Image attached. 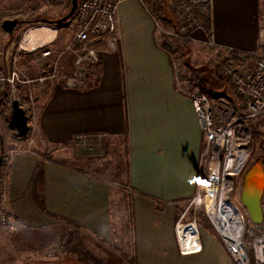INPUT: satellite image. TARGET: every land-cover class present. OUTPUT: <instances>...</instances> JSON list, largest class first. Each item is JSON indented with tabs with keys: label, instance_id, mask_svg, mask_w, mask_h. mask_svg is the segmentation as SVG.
Instances as JSON below:
<instances>
[{
	"label": "crops",
	"instance_id": "1",
	"mask_svg": "<svg viewBox=\"0 0 264 264\" xmlns=\"http://www.w3.org/2000/svg\"><path fill=\"white\" fill-rule=\"evenodd\" d=\"M209 15V37L218 47L252 50L264 28V0H211ZM162 17L169 29L172 14ZM118 18V50H100L99 68L86 87L67 89L56 79L33 84L46 152L15 155L8 224L46 230L53 241L76 226V242L118 253L121 264H232L223 241L201 218L195 223L199 252L182 255L174 230L196 192L203 137L173 65L182 79L193 68L207 69L206 35L194 30L193 40L173 53L174 63L158 46L139 0L122 1ZM215 79L210 73L207 84L218 89ZM98 132L106 133L103 155L78 152L73 138ZM39 166L44 210L30 193ZM192 217L187 209L183 221Z\"/></svg>",
	"mask_w": 264,
	"mask_h": 264
},
{
	"label": "built area",
	"instance_id": "2",
	"mask_svg": "<svg viewBox=\"0 0 264 264\" xmlns=\"http://www.w3.org/2000/svg\"><path fill=\"white\" fill-rule=\"evenodd\" d=\"M122 1L124 0H77L75 11L69 18L72 19V36L65 48L66 53L73 54L72 64L68 70H62L60 67L58 63L60 55L56 57L49 70H40V74L35 78L29 77L16 64L14 57L5 63V67L0 61V100L10 113L13 102L17 101L24 110L28 128L26 135L22 137L25 141L24 147L10 148L0 154V226H6L9 220L7 187L15 155L20 153L41 156L32 148L39 129L33 84L36 82L43 85L48 79H56L67 89L86 87L90 76L99 68L100 50L104 49L107 52L118 50L120 37L116 28L119 21L118 6ZM210 5L211 0H172L174 27L171 30L163 28L160 21L148 12L158 46L170 55L174 63L173 53L179 50L180 43L192 41L194 30L205 33L198 13L209 11ZM205 35V45L218 52L209 60L207 69L193 68L189 71L188 77L182 79L180 70L176 64L173 65L176 86L188 97L203 137L197 166L196 192L174 226L179 251L185 255L202 249L194 212L201 205L205 217L220 235L205 210L204 200L216 202L223 192L226 194V203L241 216L242 243L247 258L240 261L230 251L228 253L237 264H249L250 255L247 246L249 243L253 263L264 264V210L262 223L255 224L258 226L256 228L248 229L245 227L242 213L230 197L235 189V178H240L236 195V199H239L242 176L252 154L251 122L264 113V28L258 29L255 47L252 50L221 48L206 33ZM19 48L26 51L20 44ZM41 54L45 57L50 51L42 50ZM232 54L239 63L232 58ZM216 66H219L217 71ZM210 73L222 83L225 91H219L222 87L211 88L209 93L202 90V82L208 80ZM19 87L25 88L24 101L18 96ZM105 136L104 132L78 134L72 142L80 151L93 152L94 149H99ZM191 207L193 217L184 222V214ZM191 225L194 226V231L189 234L187 230ZM180 226L183 228L181 231ZM256 231H258L257 235ZM245 235L247 238H244ZM248 239L250 241H247ZM186 244H190L193 248L186 250Z\"/></svg>",
	"mask_w": 264,
	"mask_h": 264
},
{
	"label": "rangeland",
	"instance_id": "3",
	"mask_svg": "<svg viewBox=\"0 0 264 264\" xmlns=\"http://www.w3.org/2000/svg\"><path fill=\"white\" fill-rule=\"evenodd\" d=\"M139 4L147 13L150 12L154 15L160 21L163 28L167 29L164 26L165 21L163 20L162 14L167 15L169 19L171 18L172 0H139ZM157 6H161L163 11H158L156 9ZM69 8L70 0H0V59L3 66L5 67V63H7V61L9 62L11 58L14 57L16 58V64L19 65L29 77L35 78L40 74L39 72L41 69L46 68L45 66L50 69L51 63L56 60L58 55H60L58 63L62 70L70 69L73 54L66 53L65 48L72 36V19L60 23H57L56 21L65 15ZM5 19H17V24L11 33H8L2 27V21ZM170 25V28L167 30L173 29V21H171ZM44 28H52L55 30V40L52 44L32 53L23 51L19 48V44H21L25 34L30 30L33 32L34 29L40 30ZM117 34L120 37L118 31ZM185 45L186 43L184 42L180 43L179 50L185 47ZM42 50H49L50 54L47 57H44L41 54ZM206 53V64H209L208 61L218 54L217 51L209 48L207 45ZM49 69H45V71ZM215 80L219 85H222L217 78ZM219 91H225L224 87L220 88ZM18 96L22 101L26 99L25 88H18ZM35 96V108L38 113L40 106L38 98H40V93H37ZM9 116V109L5 106L3 101L0 100V154L4 150L10 148L18 149L25 145L24 138L19 136L15 130L8 126ZM261 128L263 134L260 139L252 145L250 162H253L263 154L261 149H264V127ZM102 146L103 145H100L99 149H94L95 151H98L99 156L104 153ZM32 148L38 153L45 151V147L41 142L38 132L35 135ZM79 151L80 150H78V152ZM81 154L84 155V153ZM110 177L115 179L117 174L111 175ZM239 179L240 178H235V189L230 197L242 213L245 227L248 229L252 227L256 228L258 226L249 220L245 208L240 200L238 198L236 199ZM262 208L264 210V196L262 200ZM189 212H193L192 207L189 209ZM194 212L198 219L205 216L202 205ZM63 229L64 227L60 226L54 229V231H62ZM47 235L46 230L41 229H15L9 224L6 226H0V264H77L75 258L66 249L64 242L58 241V238L53 241L50 236L48 237ZM216 235L218 236V234ZM69 245H75L82 250L88 251L99 259L106 261L108 264L123 263H119L121 257L120 254L103 253L101 247L98 248V246H94V248H92L91 245L87 246L81 242H76L74 238ZM49 253H51V255H48ZM56 261H60V263H56Z\"/></svg>",
	"mask_w": 264,
	"mask_h": 264
},
{
	"label": "water",
	"instance_id": "4",
	"mask_svg": "<svg viewBox=\"0 0 264 264\" xmlns=\"http://www.w3.org/2000/svg\"><path fill=\"white\" fill-rule=\"evenodd\" d=\"M77 0H70V8L68 12L57 23L68 20L74 13ZM17 24V19H5L2 21V27L11 33ZM8 126L15 130L21 137L25 136L27 128V118L24 110L18 105L17 101L12 104V111L9 116ZM1 160V157H0ZM264 196V154H261L256 160L250 162L246 168L241 182L239 200L248 215L249 220L256 225H260L263 221L262 200ZM217 233V232H216ZM219 238L225 241L218 235ZM226 247V245H225ZM227 249V247H226ZM229 252V250L227 249Z\"/></svg>",
	"mask_w": 264,
	"mask_h": 264
},
{
	"label": "bare ground",
	"instance_id": "5",
	"mask_svg": "<svg viewBox=\"0 0 264 264\" xmlns=\"http://www.w3.org/2000/svg\"><path fill=\"white\" fill-rule=\"evenodd\" d=\"M36 30V29H34ZM32 32L30 30L25 34L21 41L20 46L22 49L28 52L37 51L39 48H44L52 44L55 40V30L50 29H40ZM220 197L216 202H211L208 199L204 200L205 210L209 213V216L219 232L221 238L225 241V244L233 256L243 261L247 258V253L245 247L242 243V220L240 214L231 206H229L226 201L225 193H221ZM187 230L190 232L194 231V226ZM182 226L179 227L181 231ZM187 233V235H188ZM190 244H186L185 249H191Z\"/></svg>",
	"mask_w": 264,
	"mask_h": 264
},
{
	"label": "trees",
	"instance_id": "6",
	"mask_svg": "<svg viewBox=\"0 0 264 264\" xmlns=\"http://www.w3.org/2000/svg\"><path fill=\"white\" fill-rule=\"evenodd\" d=\"M69 1V0H68ZM156 9L158 11H163L161 6H157ZM198 18L200 20V23L205 31V33L210 36V15L209 11H204V12H199L198 13ZM187 43V42H184ZM232 58L236 60V63H239V60L236 59V57L232 54ZM219 69V66H216V71ZM209 81L204 80L202 82V90L206 93H209V85L207 84ZM221 87H223L221 85ZM225 89V88H224ZM264 127V113L258 115L255 120L251 122V131H252V137H251V146L257 142L262 133V128ZM253 147V146H252ZM264 154V150L262 151ZM41 181H42V167L39 166V169L37 170L32 182H31V188H30V193L33 202L42 210H44V203H43V195H42V187H41ZM201 220L207 222L208 225L212 226L211 223L207 220V218L201 217ZM70 223V222H67ZM75 226V225H74ZM76 226L72 227L68 231L64 232L62 235L59 236L58 241L64 242L66 245V249L72 254V256L75 258L77 264H108L106 261L99 259L92 253L82 250L78 248L75 245H69L71 240L73 239L74 232H75ZM255 234H258V231L255 232ZM244 238H247V235L244 236ZM247 241H250L249 239ZM248 246V252L250 255V262L249 264H254L253 263V257L251 254V248L250 244L247 243ZM229 254V253H228ZM232 264H237L236 261L231 257L229 254ZM60 260V259H59ZM56 263H60V261H56ZM126 264H131L130 262Z\"/></svg>",
	"mask_w": 264,
	"mask_h": 264
},
{
	"label": "flooded vegetation",
	"instance_id": "7",
	"mask_svg": "<svg viewBox=\"0 0 264 264\" xmlns=\"http://www.w3.org/2000/svg\"><path fill=\"white\" fill-rule=\"evenodd\" d=\"M262 151L264 150V149H261Z\"/></svg>",
	"mask_w": 264,
	"mask_h": 264
}]
</instances>
